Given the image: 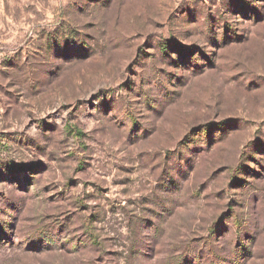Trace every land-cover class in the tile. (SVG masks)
I'll return each instance as SVG.
<instances>
[{"label": "rangeland", "instance_id": "rangeland-1", "mask_svg": "<svg viewBox=\"0 0 264 264\" xmlns=\"http://www.w3.org/2000/svg\"><path fill=\"white\" fill-rule=\"evenodd\" d=\"M0 264H264V0H0Z\"/></svg>", "mask_w": 264, "mask_h": 264}]
</instances>
